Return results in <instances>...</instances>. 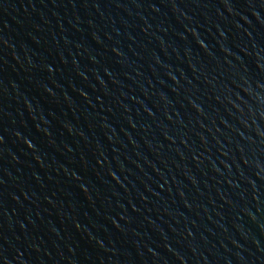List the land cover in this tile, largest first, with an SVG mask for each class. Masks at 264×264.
<instances>
[{"label":"water","instance_id":"obj_1","mask_svg":"<svg viewBox=\"0 0 264 264\" xmlns=\"http://www.w3.org/2000/svg\"><path fill=\"white\" fill-rule=\"evenodd\" d=\"M0 264H264V0H0Z\"/></svg>","mask_w":264,"mask_h":264}]
</instances>
